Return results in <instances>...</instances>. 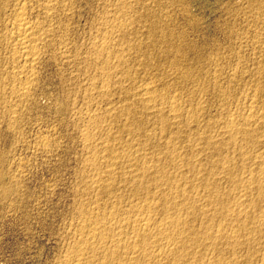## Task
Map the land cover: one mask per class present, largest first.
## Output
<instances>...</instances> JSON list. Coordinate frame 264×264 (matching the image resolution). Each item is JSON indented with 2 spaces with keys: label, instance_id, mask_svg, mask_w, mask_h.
<instances>
[{
  "label": "bare ground",
  "instance_id": "1",
  "mask_svg": "<svg viewBox=\"0 0 264 264\" xmlns=\"http://www.w3.org/2000/svg\"><path fill=\"white\" fill-rule=\"evenodd\" d=\"M110 1L84 54L58 38L60 56L92 72L79 84L85 174L58 264H264V65L247 75V87L234 81L244 77L238 64L226 76L220 63L211 73L195 69L186 58L195 48L182 32L149 12L142 18L127 0ZM60 4L0 0V46L13 64L9 86L0 81V107L12 117L30 98L40 51L57 38L59 24L44 22ZM209 92L214 115L205 108Z\"/></svg>",
  "mask_w": 264,
  "mask_h": 264
},
{
  "label": "rangeland",
  "instance_id": "2",
  "mask_svg": "<svg viewBox=\"0 0 264 264\" xmlns=\"http://www.w3.org/2000/svg\"><path fill=\"white\" fill-rule=\"evenodd\" d=\"M109 1L61 0L63 4H60L55 11L57 13H54V18L56 16L61 18L56 17L51 20L52 22L50 21L51 23L44 22L52 24L54 27L59 24L56 31L59 37L57 34V38L47 45L46 49L42 47L43 49L40 51L42 57L39 55L37 66L33 69L34 76H36L31 85L33 88L30 86V91L32 90L29 94L30 98L21 100L20 104L18 101L16 102L19 109L18 111L16 108V119H12L15 117L9 115L8 111L4 110L5 108L3 109L1 106L2 110L0 107V264H58L66 246L71 242V235L69 233L68 236L67 233L70 232L68 227H71V224L76 221L74 208L80 198L78 193L80 194V188H82L80 186L82 184L81 175L85 174L82 164L85 152L81 148L79 134L82 123L78 118L85 110V105L81 101L83 92H80L81 85L79 84L84 80L85 75L88 73L91 75L92 72L82 74L83 64L73 63L72 65V62L64 60L63 55L60 56L62 54L60 52L63 50L62 45L64 44L63 46L67 50L71 49L75 53L84 54L83 52L90 46L91 39L94 37L92 35H95L93 31L98 24L99 13L102 14L101 12L107 9L111 2ZM127 1L130 2L134 11L137 13L140 11L138 15L143 14L142 18L149 19L148 16L154 14L165 24L167 21L168 25L170 24V27L168 25L167 27L172 31L182 32L185 40L195 48L194 53L186 54L187 63H190L195 69H203V71L207 70L211 73L216 70L217 65L215 66V64L220 63L217 70L220 73L223 71L221 75L226 76L230 75V70L237 67L239 71L245 70L244 77L241 78L242 81L239 77H236L234 81L238 86L247 87L250 82L247 75L255 74L253 69H256L257 65H264V60H262L264 59V49H262L264 46V0ZM66 2L68 7L64 6ZM68 3L72 6H69ZM31 4L36 5L30 3V7ZM70 7L73 9L71 10ZM2 14L0 13L2 16L0 18H4ZM65 14L68 15L65 16ZM31 18L33 21L37 18L39 21L42 19L41 16H31ZM60 19L64 21L59 23ZM1 20L0 23L5 24L6 18L3 19L5 22ZM2 24L0 25L2 26ZM66 32H68V36H66ZM144 35L140 38H144ZM58 38L63 42L62 45ZM64 38L70 43V46L69 43L64 42ZM55 42L56 44L53 45ZM0 43L5 45L6 41ZM4 45L0 46L5 50L0 49V70L5 67L3 71H0V76L3 79L0 81L6 87V82L8 85L10 79L6 74L9 69H12L13 64L9 60L11 59L9 50L5 49L8 47H4ZM6 50H8L7 53ZM257 59H261L263 62ZM133 69L135 70V68ZM255 69L254 71H256ZM225 71L226 74H224ZM136 75H133V79L138 81L141 76ZM77 76L81 79H75ZM244 81L246 86L241 85L244 84ZM6 88L7 94L9 90ZM77 92L82 96L79 94L78 97ZM211 95L212 93L209 92L208 96H205V108H208V112L212 108L214 111L218 103ZM64 98L66 100L68 98L69 101L65 102ZM73 99L76 101L72 102ZM22 102L24 103L22 104ZM68 103L71 105L69 107L73 108H71L72 112L68 108ZM3 111H6L9 118L5 112L3 114ZM213 111L210 112V115L214 113ZM77 112L80 114L78 115ZM6 118L11 121L9 122ZM77 120H79L78 126H76ZM47 139L50 141L48 142ZM44 140L48 143L43 144ZM82 169L83 171H81ZM77 186H79L77 188L79 191L76 189ZM76 196L79 198L74 199Z\"/></svg>",
  "mask_w": 264,
  "mask_h": 264
}]
</instances>
